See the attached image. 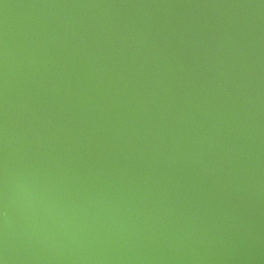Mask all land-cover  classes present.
<instances>
[{
  "label": "water",
  "instance_id": "1",
  "mask_svg": "<svg viewBox=\"0 0 264 264\" xmlns=\"http://www.w3.org/2000/svg\"><path fill=\"white\" fill-rule=\"evenodd\" d=\"M0 264H264V0H0Z\"/></svg>",
  "mask_w": 264,
  "mask_h": 264
}]
</instances>
